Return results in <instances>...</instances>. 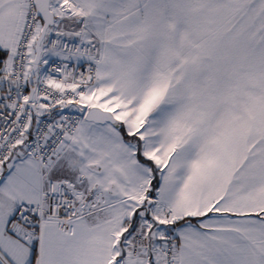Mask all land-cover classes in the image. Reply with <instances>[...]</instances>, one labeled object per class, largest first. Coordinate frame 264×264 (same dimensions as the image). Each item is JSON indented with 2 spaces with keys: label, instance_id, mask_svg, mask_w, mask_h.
I'll return each mask as SVG.
<instances>
[{
  "label": "snow or ice",
  "instance_id": "6c2138e0",
  "mask_svg": "<svg viewBox=\"0 0 264 264\" xmlns=\"http://www.w3.org/2000/svg\"><path fill=\"white\" fill-rule=\"evenodd\" d=\"M0 264H264V0H0Z\"/></svg>",
  "mask_w": 264,
  "mask_h": 264
}]
</instances>
